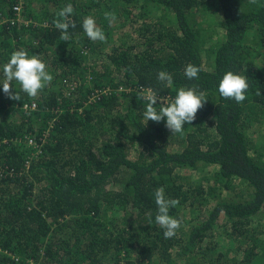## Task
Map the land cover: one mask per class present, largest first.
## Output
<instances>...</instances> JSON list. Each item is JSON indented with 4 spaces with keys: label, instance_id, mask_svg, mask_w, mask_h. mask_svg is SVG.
<instances>
[{
    "label": "trees",
    "instance_id": "1",
    "mask_svg": "<svg viewBox=\"0 0 264 264\" xmlns=\"http://www.w3.org/2000/svg\"><path fill=\"white\" fill-rule=\"evenodd\" d=\"M88 16L105 41L85 36ZM21 48L62 87L0 91V264H264V0H0V65ZM227 71L247 77L243 102L219 95ZM180 88L208 100L183 133L146 123L145 92L159 108ZM161 187L179 201L168 239Z\"/></svg>",
    "mask_w": 264,
    "mask_h": 264
},
{
    "label": "clouds",
    "instance_id": "2",
    "mask_svg": "<svg viewBox=\"0 0 264 264\" xmlns=\"http://www.w3.org/2000/svg\"><path fill=\"white\" fill-rule=\"evenodd\" d=\"M73 13L74 9L71 4L66 5L57 13L55 26L61 30V39L63 41L70 39L71 34L69 29L75 27L70 19ZM105 18L109 20V23L116 20L114 13H105ZM81 26L85 36L90 41H105V33L97 25L94 17H85ZM0 72H2L0 91L6 94L10 100L15 101H20L21 97L13 87V81L20 85L21 92L27 96L36 97L53 80V75L40 56L30 55L29 51L23 48L14 51L8 61L0 65ZM199 73L200 68L198 66L189 64L185 67L184 74L188 79H199ZM157 79L166 85H172L173 83L172 75L166 71L158 72ZM248 87L246 76L227 71L219 80L217 90L222 98L232 99L240 103L246 99ZM158 93V91L151 89L145 92L144 99L146 100V106L144 119L146 123L149 120L154 122L163 120L171 133L182 134L184 126L191 124L195 119L198 109L203 106L204 102L208 101L203 91H198L195 88H180L176 91L175 97L166 106L157 108L158 99L163 101L162 97H158ZM155 203L158 209L155 222L163 230V235L166 239L174 237L177 229L180 227V221L169 215V211L179 201L176 199H166L164 189L161 187L155 192ZM31 260L29 259L30 262Z\"/></svg>",
    "mask_w": 264,
    "mask_h": 264
},
{
    "label": "rangeland",
    "instance_id": "3",
    "mask_svg": "<svg viewBox=\"0 0 264 264\" xmlns=\"http://www.w3.org/2000/svg\"><path fill=\"white\" fill-rule=\"evenodd\" d=\"M217 28V30L219 31V32H222L223 33V29H221L220 28V26H217L216 27ZM125 35L123 36V39H125V41H127V42H130L131 41V35H132V32L130 33V31H128V32H125L124 33ZM90 74L89 75H87L85 78H84V83L85 84H90ZM82 79L80 80V81H75L74 82V85H78V84H81L82 83ZM51 83L53 84V86L55 85V87L56 88H58V89H60L61 87H62V85H61V82H60V80H58V79H55L54 78V76H53V80L51 81ZM107 90V89H106ZM98 91V89L97 88H95L94 89V92H97ZM98 92H100V91H98ZM104 92V91H103ZM94 96H90L89 98H88V101L86 102V104H89L91 101H94L93 98ZM95 99H98V97H96ZM263 127H264V124H263ZM261 133H262V135L264 136V128H263V130L261 131ZM260 137V136H259ZM259 137L257 138V139H259ZM264 139V137H260V139H259V141H262ZM176 147H178V146H176ZM253 149L251 148V151H252ZM133 155V154H132ZM226 199H228L227 197H225ZM262 221V220H261ZM263 222V221H262Z\"/></svg>",
    "mask_w": 264,
    "mask_h": 264
},
{
    "label": "built area",
    "instance_id": "4",
    "mask_svg": "<svg viewBox=\"0 0 264 264\" xmlns=\"http://www.w3.org/2000/svg\"><path fill=\"white\" fill-rule=\"evenodd\" d=\"M16 9H18V8H16ZM24 106H25L26 109H28L29 107L34 108L36 106V104L34 102H32V104H30V105H24ZM30 142H31V140H30Z\"/></svg>",
    "mask_w": 264,
    "mask_h": 264
}]
</instances>
